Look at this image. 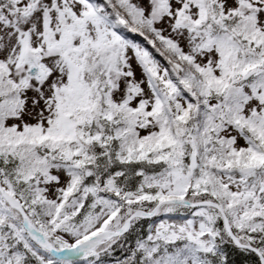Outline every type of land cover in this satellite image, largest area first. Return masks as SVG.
<instances>
[{"label":"snow or ice","instance_id":"obj_1","mask_svg":"<svg viewBox=\"0 0 264 264\" xmlns=\"http://www.w3.org/2000/svg\"><path fill=\"white\" fill-rule=\"evenodd\" d=\"M0 264H264V0H0Z\"/></svg>","mask_w":264,"mask_h":264}]
</instances>
